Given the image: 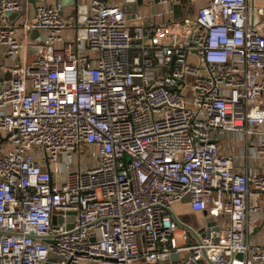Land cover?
Returning a JSON list of instances; mask_svg holds the SVG:
<instances>
[{
  "label": "built area",
  "instance_id": "2783aa9c",
  "mask_svg": "<svg viewBox=\"0 0 264 264\" xmlns=\"http://www.w3.org/2000/svg\"><path fill=\"white\" fill-rule=\"evenodd\" d=\"M21 1L0 0V264H264V0H93L87 38L44 0L18 26ZM185 199L213 221L199 241Z\"/></svg>",
  "mask_w": 264,
  "mask_h": 264
},
{
  "label": "crops",
  "instance_id": "0c3cea01",
  "mask_svg": "<svg viewBox=\"0 0 264 264\" xmlns=\"http://www.w3.org/2000/svg\"><path fill=\"white\" fill-rule=\"evenodd\" d=\"M93 0H82L83 3H87L88 5L92 2ZM112 1V0H109ZM176 1L175 3L181 2L183 5V15H191V13H195L200 7L206 5L208 3L209 0H174ZM43 3L46 4H50V5H56L55 0H44ZM153 6V4H142L141 10L148 12L151 10V7ZM62 10H64L65 13H69V20L70 23L72 21L73 15H74V11L72 7H64L62 8ZM35 15V8H33V6L29 5L27 8V12L25 13V15L23 16V22H29L34 18ZM174 15V12H173ZM88 16V15H87ZM20 16L16 17V20H19ZM257 27L260 28V30L262 32H264V17H262L261 19H259L256 23ZM79 35L78 33V29H76V27H69L65 32L64 35L67 38H72L75 37L76 35ZM34 38L29 37V39L27 40L29 46L32 43ZM31 54H30V58H31ZM4 51L3 49L0 48V65L4 62ZM6 73H4L1 69H0V81L5 78ZM230 135H232V133H230ZM227 136V135H226ZM226 136L224 139H226ZM224 139H222V141L220 142V147L221 150L226 153V154H232L234 152H239L240 151V146H236L235 148L233 146H230L229 142L225 141ZM253 166V168L255 170H258V165L256 163L250 162V166ZM255 199H253L254 201ZM258 206H259V210L260 212L264 211V208L261 206V203L258 200ZM172 210L177 214L178 218L184 222L185 224H187L188 226H190L191 228L194 229V232L187 230L188 235H189V239L190 241H196L197 237H198V230H200L204 225H206V222L209 218V215L206 211H194L190 205V202L188 199H185L183 201L177 202L175 204H173L172 206ZM256 221V225H257V229L255 232H257V239L259 240H264V235L262 236V233L259 234L261 232V229L264 227V217L263 220H261V218L255 220ZM259 221L262 222L261 225H259ZM184 228L180 227L179 228V232L183 231Z\"/></svg>",
  "mask_w": 264,
  "mask_h": 264
},
{
  "label": "water",
  "instance_id": "95a60500",
  "mask_svg": "<svg viewBox=\"0 0 264 264\" xmlns=\"http://www.w3.org/2000/svg\"><path fill=\"white\" fill-rule=\"evenodd\" d=\"M98 1H105V0H98ZM142 0H123L122 9L125 13H127L129 18H133L135 15V11L138 8L139 3ZM149 2H153L154 0H148ZM56 5L60 6V8L64 7H72L74 11V15L72 18L71 23L78 29L79 36L81 38H87V29L85 28V23L87 19V15L89 12V5L87 3H83L82 0H55ZM31 5L33 8L37 6V0H22L21 1V8L16 11L9 12V20L13 23L21 26L23 24V16L27 12L28 6ZM173 12L174 17L179 18L183 15V5L181 2L173 4ZM20 16L19 20H16V17ZM131 25L133 26H142V25H149V22L145 21H132ZM39 34V30H33L31 33V37L35 38ZM11 75L10 73H6L5 78H9ZM172 217L177 221L180 227H183L187 230L194 232V229L182 222L177 214L171 209ZM212 219L208 218L206 225H204L200 230H198V237L197 240H200V236L209 235L210 229L209 227L212 225ZM201 264H206L205 261H201ZM209 264H214L209 262Z\"/></svg>",
  "mask_w": 264,
  "mask_h": 264
},
{
  "label": "rangeland",
  "instance_id": "374dc122",
  "mask_svg": "<svg viewBox=\"0 0 264 264\" xmlns=\"http://www.w3.org/2000/svg\"><path fill=\"white\" fill-rule=\"evenodd\" d=\"M195 13H191V16H194ZM232 133H234V132H232ZM236 135H238V134L234 133V134L230 135V133H228L227 136H226V139H224V140L229 142L230 146H233L234 148L236 146H241L242 147L244 140L240 139V137H238ZM241 149H240V152H241ZM259 202L261 203V206L264 208V194H262L260 196ZM263 217H264V211H262V212L258 211L257 215L254 217V219L257 220V219L261 218V220H263ZM258 223H259V225L262 224L261 221H259ZM261 233H262V236H263L264 235V227L261 229V232L259 234H261ZM254 241H255V239H254Z\"/></svg>",
  "mask_w": 264,
  "mask_h": 264
}]
</instances>
